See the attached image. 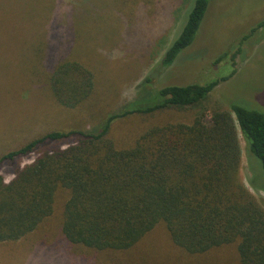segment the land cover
<instances>
[{
    "label": "trees",
    "instance_id": "1",
    "mask_svg": "<svg viewBox=\"0 0 264 264\" xmlns=\"http://www.w3.org/2000/svg\"><path fill=\"white\" fill-rule=\"evenodd\" d=\"M208 5L193 1L160 68L172 66L192 43ZM262 26L264 19L242 40ZM44 43L53 50L41 53L34 80L46 88L42 97L57 104L55 113L74 111L77 124L0 150V166L15 164L10 179L0 174V243L38 236L60 204L58 230L39 235L37 244L48 249L59 241L61 254L74 264H166L165 258L168 264H235L233 258L264 264V208L241 182L237 138L238 129L264 173V112L232 103L208 119L202 113L188 122L159 120L128 147L119 146L109 137L115 121L197 108L228 76L143 88L85 129L76 115L86 108L92 114L95 76L81 52L78 58L61 41ZM31 154V161L17 163Z\"/></svg>",
    "mask_w": 264,
    "mask_h": 264
},
{
    "label": "rangeland",
    "instance_id": "2",
    "mask_svg": "<svg viewBox=\"0 0 264 264\" xmlns=\"http://www.w3.org/2000/svg\"><path fill=\"white\" fill-rule=\"evenodd\" d=\"M92 1L0 0V150L5 147L8 151L43 132L77 124L71 119L74 111L55 113L57 104L42 97L46 88L34 80L41 53L44 57L53 50L45 40L61 41L67 51L78 53V58L84 54L95 76L92 114L86 108L76 115L84 118L81 124L85 129L128 104L143 88L228 76L197 108L130 115L115 121L109 137L119 146L128 147L142 130L159 120L188 122L202 113L208 119L215 110L229 111L232 103L264 112V26L242 40L264 19V0H209L194 40L167 69L160 68L158 62L179 34L194 0H96L95 5ZM237 138L241 182L264 208L260 162L247 154L238 129ZM33 157L28 155L17 163L26 164ZM14 166L2 164L0 174L10 179ZM60 213L59 204L37 230L38 236L34 233L0 243V264H74L61 254L59 241L48 249L37 244L39 235L58 230ZM164 261L169 263L167 258Z\"/></svg>",
    "mask_w": 264,
    "mask_h": 264
}]
</instances>
